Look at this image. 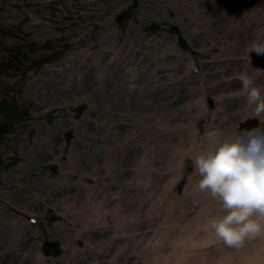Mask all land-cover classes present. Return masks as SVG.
<instances>
[{
	"label": "rangeland",
	"instance_id": "obj_1",
	"mask_svg": "<svg viewBox=\"0 0 264 264\" xmlns=\"http://www.w3.org/2000/svg\"><path fill=\"white\" fill-rule=\"evenodd\" d=\"M208 3L213 8L209 9ZM257 10L260 13H255ZM260 14L264 16V0H149L145 8L142 0H0V252L13 241L10 231H26L27 226L30 235H35L32 241L37 253H41L42 264H91L93 260V264H264V225L261 231L250 232L241 223L252 217V209H257V216L259 212L264 216V168L238 171L208 166V172L213 173L210 180H204L201 174L183 195L194 172V158L199 156L194 150V156L180 162V173L169 189L177 196L172 200L163 187L161 171L166 164L158 148V163L154 165L160 169L157 176L147 179L144 175L143 180L128 188L125 183L129 181L132 163L121 160L118 150L113 152L115 146L133 143L137 157H142L152 145H162L165 138L154 135L155 132L143 137L137 134L128 139L132 143H122L126 134L138 133L145 126L130 123V118L160 113L173 117L175 122L188 121L191 115L184 106L189 101L196 102L201 94L209 103L218 95L225 96L226 104L231 102L225 107L227 117L222 121L218 116L212 121L196 118L194 128L201 134L219 128L224 135L235 126L245 137L241 144L246 147L258 137L264 139L259 129L264 124L258 118L260 114L242 117L238 126V118L230 117L241 104L246 110L264 105V72L257 75L249 70L244 74L241 69L250 66V55L260 49L248 48L254 28L262 23L256 26L253 15L260 19ZM101 31L108 33L110 42L99 43ZM100 45L112 48L106 53L108 60L113 50L122 47L126 51L125 62L122 59L118 66H113L114 73L105 81H95L106 91L123 84L124 96L115 102L105 99L99 108V99L94 95L85 99L78 90L82 80L74 82L78 71L72 67L78 59L97 58ZM263 46L264 42L262 49ZM236 58L240 62L231 67V59ZM179 61L181 69L174 73L171 66ZM97 62L101 67L102 61ZM189 63L197 69V73L189 74L195 79L189 83L200 93L193 98L182 97L188 92L184 89L188 80L183 77L189 72ZM54 69L64 71L63 76L48 81L47 72ZM116 73L126 79L118 82ZM216 74L220 75V86L227 82L233 87L212 89L217 83ZM234 75L243 80L238 87L233 83ZM178 76L180 82L166 95L182 97L174 104H164L158 96L157 101L148 103L152 98L139 91L143 87L149 91L150 84ZM248 78L254 80L245 83ZM47 82L54 83L40 87ZM248 84L253 91L247 92L245 98L240 94ZM68 86L75 87L76 92L60 90ZM135 87L144 105H121L126 98L134 101ZM37 102L40 106H36ZM209 109L217 108L213 104ZM119 114L124 118L119 122L123 125L118 124ZM90 116L99 122L89 123ZM60 121L68 126L58 134V147L47 151L51 143L45 134ZM80 131L90 137L84 139ZM36 140L41 144H36ZM44 141L48 144H42ZM76 148L80 154L74 153ZM85 151L90 154L85 155ZM106 157L112 163L110 170L101 166ZM57 182L64 187L59 188ZM55 187L58 190L54 196L42 199L47 190ZM135 188H140L138 204L141 213H145L141 235V230L129 226L126 219L122 223L119 218L108 219L106 215L104 222L97 221L94 210L83 216L74 205L89 201L94 204L103 198L113 202L114 207L124 205L128 203L127 196L136 193ZM63 199L71 206L63 204ZM30 202L38 206L36 211L25 208ZM207 213L213 219L209 220L208 230L210 225L217 227L215 216H227L229 224L235 227L231 232L212 235V241L204 245L188 243L185 237L192 230L197 232L194 236L205 233ZM104 224L108 225L105 232ZM110 237L114 239L113 247L101 256L105 246L99 244ZM27 253L13 259L0 256V264H26Z\"/></svg>",
	"mask_w": 264,
	"mask_h": 264
},
{
	"label": "bare ground",
	"instance_id": "obj_2",
	"mask_svg": "<svg viewBox=\"0 0 264 264\" xmlns=\"http://www.w3.org/2000/svg\"><path fill=\"white\" fill-rule=\"evenodd\" d=\"M148 4H149V0H142V8H145ZM208 8L209 9L213 8V5L209 4ZM255 13H260V12L257 10ZM261 14L263 15V13ZM261 14H260V19H257L256 16L253 15L254 21L256 22V26L258 22H262V23L260 26H258L257 29L255 27L253 30L252 32L253 40L248 46L249 49H252V48L258 49L260 47V49L263 50L261 47V43L264 42L263 41L264 39V16H261ZM103 29L104 28H102V30ZM110 38L111 37H109V39ZM109 39H108V33H104L102 31L98 33V40L100 44H103L104 42H105L104 44H106ZM79 42L81 43L82 40H80ZM100 46L101 48L99 49L97 58H95V56L93 57L89 56L91 59L88 61L78 59L77 61L73 62V67H72L73 70L78 71V73L75 74L77 76L75 77L74 82H79L80 80H82L81 82L82 88L78 90L84 93L85 99L89 100L92 95H94L95 98L99 99L100 100V103L98 104L99 108L101 106L100 104H102V102L105 99H110L113 102H115L120 97L123 98L124 96V92H123L124 85L123 84H119V87H113L112 90L106 91L105 89H101L99 87V84H97L95 81L96 80L105 81L107 79V76H109V74L114 73V71H112L113 66H118L119 63L122 61V59H123V62H125V55H123V53L126 51V50H123L122 47L119 48V50H113V53L115 52L114 53L115 59H112L113 58V53H112L111 60H108L106 53L110 52L112 48L111 47L105 48L103 45H100ZM88 54H90L89 51H88ZM247 55L248 54L246 53L245 57ZM97 60L102 61L101 67H98ZM231 60H232L231 63H233L231 67H234V65H236L237 62H240L237 60V58H236L237 61L235 59H231ZM190 67L191 66L189 63V68ZM171 68L174 73H177L178 70L181 69V61H179L178 63H174L171 66ZM241 69L243 70L242 73L244 74H248L250 71H252V74H256L257 72V75H259L258 73L260 72L259 70L252 69L251 67H242ZM99 70L102 74H99ZM206 70L203 71L201 69L202 72H205ZM209 70H212V69L209 68ZM63 72L64 71H61V69L59 70L54 69V70L47 72V76L49 77L48 81L53 80V78L62 77ZM117 73L115 74V77L118 78V82L122 81V79L123 80L126 79V76L118 75ZM219 77L220 75L218 74L214 75V78H216L215 80L217 83L212 87V89H216V86H220V83L218 82ZM179 78L180 77L178 76L176 78L166 80V81L177 82ZM183 79L188 80V81H185L184 83V86L186 85L184 89H186V91L188 92L182 97L185 96L186 98L187 97L193 98L197 94L198 95L200 94L198 92H195V88L191 86L192 83H189L195 79H191L190 76H188L187 74H185ZM252 80L254 79L248 78V79H244V82L250 83L252 82ZM53 83L54 82H47L44 85H41L40 87H46V86L50 87L53 85ZM233 83H235V85H237L238 87L241 83H243V80L237 75H234ZM106 85H107V88L110 89L111 87L110 83L108 82ZM150 86H151V90L149 91L145 89L144 87H143V90H139L137 87H135L134 90L132 91V94H135L133 97L134 101H132L131 98H126L122 100L121 105L122 104L129 105L133 103L134 105L140 104L143 106L144 103L141 102V99H140V96L137 90L143 91V93L147 94L150 98H152L149 101L145 100L148 103L157 101V98H155L156 96H158V99H161V101L164 104H166V102H168L169 104H174L175 102L180 100V98H182L181 96L179 99H175L173 97H170V98L166 97V95L169 92L173 91V90L171 91V89H174L172 85H167L164 82L159 83L157 81V82H154L153 84H150ZM207 86L208 87L210 86L209 80L207 82ZM222 86L233 87V84L223 82ZM181 87L182 86L178 88H181ZM56 89L57 87L53 88V90H56ZM60 90L76 92L75 91L76 88L73 86L72 87L68 86V88L60 87ZM251 91H253L252 87L248 84L244 87L240 95H243L246 98V96L248 95L247 92H251ZM31 94L33 93L31 92ZM263 95H264V92H263ZM224 97H225L224 95L222 96L218 95L212 100V103H209V100L207 101L206 96L204 94H201L200 98L196 102L189 101V103L184 106L185 111L191 115V117L188 118V121L178 119V121L175 122L174 120L171 119L173 117L166 116L160 113H156L152 117H142L140 115H135L134 117L136 118H130L129 120L130 123L136 122V123H140L145 126L143 130H140L138 133H131L129 136L128 134H126L125 139H123L122 143H132L128 139L134 138V136H136L137 134H138L137 136H141V137L145 135H150L148 132H155L154 135H157L158 137H161V138H165L166 141H164L162 145L161 144L152 145V148L150 149V151H148V152H152V154L148 155L147 154L148 152H145V154L142 157H137L138 154L136 153V147H134L133 143H132V146L125 145L123 147H118V146L114 147L113 152L118 150L119 153L122 155V157L120 158L121 160L125 159V162L128 161L129 163L130 162L132 163L130 166L131 171H129L128 173L129 181L127 182V184L125 183L126 187L128 188L129 186H131L133 182L135 184H138V180H143L142 177L144 175L147 177V179H151L153 175L157 176L160 169L154 168V165L158 163L157 158L155 157V154L157 153L158 149H159L158 153L164 157L165 164H166L165 168L161 171L162 178L165 181L163 183V187L167 188L169 195H170V199L172 200L176 199L177 196L174 195L173 192L170 191L169 189L173 186L175 180L177 179L180 173V168H181L180 162L182 158L184 157L194 156L193 155L194 150L198 152L199 156L194 158V165H195L194 172H193V175L188 179V185L183 195H185L189 186L197 182L201 174L204 175L202 176L204 177V180H208V179L210 180L213 173L208 172L209 171L207 170L208 166L232 168L238 171H243L244 169H247V170H256L259 168L263 169L264 168V139L262 137H258L256 141L249 142L248 146L246 147L245 145L241 144L243 141V138L245 137H243V135H241L240 132H238V129L235 126L233 127V131L231 132L229 131L225 133L224 135H222V131L219 128L213 129L212 131L208 130L206 131L205 134H201L199 130H196L194 128V124H195L197 117L208 118L209 121H212V118H215L217 116L220 121H222V119L224 120V118L227 117L225 113V107L229 105L231 102L226 104L227 99H225ZM240 98L241 99L239 101H242V96ZM213 104L216 105L217 109L214 111H211L209 108H211ZM121 105L116 104L115 106H121ZM242 105L243 104H241L239 109L235 110V112L231 114L232 116H230L236 119L238 118V124H236V126H238L241 123L239 121L243 119L242 117H247L248 119L250 117L258 116V114H260L258 116L259 120L260 118H262V121L264 120V114H263L264 105H262V107L254 106L253 108L248 109V110H246V107L244 106L242 107ZM36 106H40V104L37 102ZM96 108H97V105L95 106L94 111H96ZM193 109L195 111V115H192ZM89 111L90 113H92V110H89ZM121 117L122 116L120 114L117 116V121L119 125L120 124L123 125L122 123H119L120 121H124L122 120L124 118L123 117L121 118ZM92 118L93 117L91 116L88 117L89 123L99 122L98 120L94 121V119ZM247 121L251 125L258 127L256 124H254L250 120H247ZM67 126L68 124L66 122L60 121V123H56L52 127V129L48 131V133L45 134V137H48L51 143V147L48 148L47 151L56 149L58 147V138H57L58 134L62 132L63 129L66 128ZM161 131H164L165 133H162ZM263 131L264 130L260 129V133ZM81 133L84 136V139L85 137L86 138L90 137L88 133L85 134V132L80 131V134ZM80 134L78 135L75 141L77 145H80ZM260 135L261 134H259V136ZM40 136L41 135L39 134L38 137L40 138ZM202 141H205L203 145L200 144ZM173 142H175L176 145H173ZM35 143L41 144L40 140L38 141L36 140ZM42 144L47 145L48 143L44 141ZM220 149H222L221 152H219ZM216 151H218L219 154ZM80 152L81 151L79 150V148H76L74 151V153L76 154H80ZM84 153L85 155L90 154L87 151H85ZM106 154L108 155L107 152ZM214 155L215 157H213ZM81 163L83 165H87V163L83 160L81 161ZM101 166L104 167L106 170H110L112 168V163L106 157L103 160V163L101 164ZM148 166L150 167L149 170H145V168ZM57 183H58L59 188L64 187L59 182ZM82 185L84 187V184ZM135 189L137 190L136 193L133 194L132 196H127L128 203L126 202L124 205L118 204L116 207H114L113 202L109 203V201L105 200L104 198L100 202H97V203L95 202L94 204L91 203L90 201L84 204H82L81 202L78 203L76 201L77 203L74 205H77L78 212H80L81 215L83 214V216L87 215L89 213L88 211L94 210L96 213L95 219L97 221L104 222L106 219L105 218L106 215H108V219H113V218L118 219L119 218L122 223L126 219L128 220L129 226L131 225V226H134L136 230H141L140 232V235H141L143 223L145 219V213H141L142 209L140 208V205L138 204V199H140L141 197L140 188H135ZM57 190L58 189H56V187L53 188L52 190H47L46 194L43 196L42 199H47L49 197L54 196L52 194L56 193ZM38 203L41 204L39 201ZM63 204L68 206L69 205L68 200L63 199ZM37 207L38 206L32 205V203L30 202V204L27 205V207L25 208L30 209V211H36ZM255 212H257V209L255 210L252 209V217L246 221L241 222L243 224L242 226H244V228L246 227V230L250 232H256V231L259 232L261 231L260 227L264 225V216L262 212L261 213L259 212L258 216H257V213ZM1 213L2 212H0V214ZM209 220H213V219H211L207 213L206 215L207 223H206L205 233L202 236L200 235L194 236L197 232L195 230H192V232L187 234L185 237L188 243L193 242V244L198 245V246L204 245L207 242H209V240L212 241V235L214 237L217 233H220V232H225V231L231 232L233 228L235 227L233 224H229L227 216H223L221 219H218L215 216L214 220H218L219 223L217 227H214V225H210L211 227L208 230ZM102 227H103V231L105 232L106 227H108V225L104 224ZM25 228L27 229L26 231H23L21 229H13L12 231L9 232L10 236L9 235L8 236L13 238V241L11 242L10 245H4L1 248L2 252H0V256L8 257L7 259H10V258L13 259L15 257L17 258L18 255H24L25 252H28L26 255L27 258H24V261L26 262V264H29L30 262H32L33 264H42L41 255H40L41 253L40 254L37 253L38 250H36V245L32 241L35 238V235H30L31 232L29 231V228L27 226H25ZM94 228H96V226ZM261 233L262 232H260L259 234ZM186 239H184V242ZM113 242H114V239L110 237L104 242L99 244V247L102 245L105 246L103 253L100 254L101 256L109 252L110 247L111 248L113 247V244H114ZM99 251H100V248L97 250V252ZM112 257H114V255ZM83 258H81L80 260H82ZM20 260H22V258ZM94 262L95 261L93 260L91 264H93ZM108 264H111V263H108Z\"/></svg>",
	"mask_w": 264,
	"mask_h": 264
},
{
	"label": "water",
	"instance_id": "obj_3",
	"mask_svg": "<svg viewBox=\"0 0 264 264\" xmlns=\"http://www.w3.org/2000/svg\"><path fill=\"white\" fill-rule=\"evenodd\" d=\"M253 61L256 65L264 67V56H262L260 54H256V55H254Z\"/></svg>",
	"mask_w": 264,
	"mask_h": 264
}]
</instances>
